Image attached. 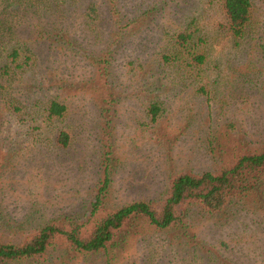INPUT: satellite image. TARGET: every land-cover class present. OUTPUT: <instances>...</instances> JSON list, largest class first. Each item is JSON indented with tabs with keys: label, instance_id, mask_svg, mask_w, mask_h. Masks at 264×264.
Masks as SVG:
<instances>
[{
	"label": "rangeland",
	"instance_id": "374dc122",
	"mask_svg": "<svg viewBox=\"0 0 264 264\" xmlns=\"http://www.w3.org/2000/svg\"><path fill=\"white\" fill-rule=\"evenodd\" d=\"M251 1L252 25L239 39L217 0H49L47 10L12 14L0 62L19 46L34 62L12 96L25 106L56 97L66 113L46 127L26 110L13 114L0 96V241L90 218L105 168L92 219L157 203L176 175L217 173L264 150V0ZM185 29L197 31L205 60L177 73L161 56ZM150 103L161 108L154 123ZM59 129L69 136L64 148L53 143ZM185 216V228L167 230L133 220L105 253L79 254L57 241L9 264H264V182L221 212Z\"/></svg>",
	"mask_w": 264,
	"mask_h": 264
},
{
	"label": "trees",
	"instance_id": "16d2710c",
	"mask_svg": "<svg viewBox=\"0 0 264 264\" xmlns=\"http://www.w3.org/2000/svg\"><path fill=\"white\" fill-rule=\"evenodd\" d=\"M48 3L49 0H0V40L4 35L6 38L8 34L11 35L9 18L14 22L12 17L17 16L20 11L47 10ZM217 3L227 32L233 38H242L252 25V1L217 0ZM94 13L93 8H88L85 16L91 19ZM195 33L197 31L185 29L172 34L169 37L171 50L161 56V62L174 67L177 73L184 70L195 71L205 60L204 53H200L198 49L202 40ZM1 60L0 80L3 85H0V96L3 94L4 105L15 115L26 110L21 114L30 119L38 118L46 127L62 123L66 106L56 97L25 106L11 94L12 85L20 79L18 76L34 63L27 48H12ZM160 111L158 103L147 106L146 115L150 123L156 121ZM55 135V146L64 148L68 145L69 136L65 131L59 129ZM102 180V186L91 203L90 218L80 222L68 219L50 221L17 244L0 241V264L38 257L53 248L57 241L79 254L105 253L125 224L138 219L157 230L177 226L185 228L183 220L186 213L189 217L192 208L213 215L223 211L232 198L247 196L256 186H260L264 182V150L257 154L242 155L217 173L176 175L170 179L163 199L157 203L138 201L92 219L106 192V168Z\"/></svg>",
	"mask_w": 264,
	"mask_h": 264
}]
</instances>
